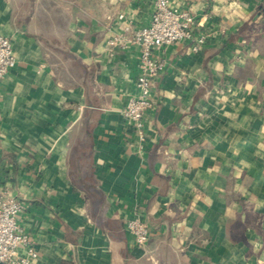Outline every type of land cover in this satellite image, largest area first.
<instances>
[{"label":"crops","instance_id":"1","mask_svg":"<svg viewBox=\"0 0 264 264\" xmlns=\"http://www.w3.org/2000/svg\"><path fill=\"white\" fill-rule=\"evenodd\" d=\"M195 41L169 45L146 140L123 109L152 0H0V193L22 203L32 264H264V0H170ZM123 14V17L119 15ZM151 226L138 245L135 216Z\"/></svg>","mask_w":264,"mask_h":264},{"label":"built area","instance_id":"2","mask_svg":"<svg viewBox=\"0 0 264 264\" xmlns=\"http://www.w3.org/2000/svg\"><path fill=\"white\" fill-rule=\"evenodd\" d=\"M152 1L154 12L150 23L135 29L131 37L115 34L107 41L111 54L129 43L138 47L140 71L136 81L137 92L128 99L123 114L133 127L140 147L146 140V115L153 108V83L165 67L161 53L169 45L189 40L195 41L193 49L199 50L207 38L205 34L194 36L195 16L188 9L175 6L170 0ZM119 16L123 17V14ZM15 63L12 40L0 34V77L6 75ZM21 209V201L13 194L0 193V262L5 264H32L39 256L35 242L19 224ZM126 230L138 245L148 243L152 235L150 224L139 215L127 221Z\"/></svg>","mask_w":264,"mask_h":264},{"label":"water","instance_id":"3","mask_svg":"<svg viewBox=\"0 0 264 264\" xmlns=\"http://www.w3.org/2000/svg\"><path fill=\"white\" fill-rule=\"evenodd\" d=\"M0 264H5V263H3V262H0Z\"/></svg>","mask_w":264,"mask_h":264}]
</instances>
